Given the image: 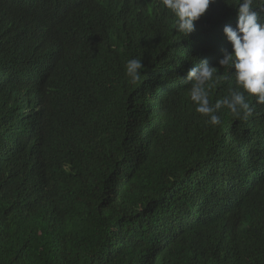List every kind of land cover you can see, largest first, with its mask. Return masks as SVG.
Masks as SVG:
<instances>
[{"label":"trees","instance_id":"obj_1","mask_svg":"<svg viewBox=\"0 0 264 264\" xmlns=\"http://www.w3.org/2000/svg\"><path fill=\"white\" fill-rule=\"evenodd\" d=\"M236 3L185 37L161 0H0V264H264V104L213 126L184 78L235 87Z\"/></svg>","mask_w":264,"mask_h":264},{"label":"clouds","instance_id":"obj_2","mask_svg":"<svg viewBox=\"0 0 264 264\" xmlns=\"http://www.w3.org/2000/svg\"><path fill=\"white\" fill-rule=\"evenodd\" d=\"M214 0H161L162 6L175 18L176 32L187 37L195 30V22L205 14ZM236 27L225 26L223 33L231 44V51H225L218 60L220 69L231 73L235 87L228 94L212 103L210 90L218 83V69L201 60L189 69L184 77L190 81L188 96L195 111L206 117V123L216 126L221 123L217 114L222 108L236 119L247 118L253 112L248 97L264 104V23L253 9V0H237ZM258 9L264 11V0ZM144 65L140 59H129L125 65L127 77L132 83L140 79ZM225 76V79H228Z\"/></svg>","mask_w":264,"mask_h":264},{"label":"rangeland","instance_id":"obj_3","mask_svg":"<svg viewBox=\"0 0 264 264\" xmlns=\"http://www.w3.org/2000/svg\"><path fill=\"white\" fill-rule=\"evenodd\" d=\"M101 207L102 212L106 211L107 208H109V205L107 203H104Z\"/></svg>","mask_w":264,"mask_h":264}]
</instances>
